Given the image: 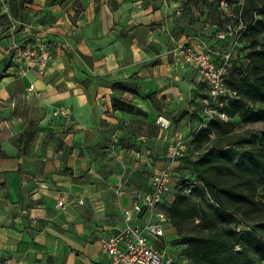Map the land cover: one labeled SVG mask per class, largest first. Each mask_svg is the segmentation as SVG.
Here are the masks:
<instances>
[{
	"label": "crops",
	"instance_id": "1",
	"mask_svg": "<svg viewBox=\"0 0 264 264\" xmlns=\"http://www.w3.org/2000/svg\"><path fill=\"white\" fill-rule=\"evenodd\" d=\"M215 2L25 5L20 30L0 39V264H106L101 239L166 166L163 203L173 201L182 160L165 148L195 128L206 90L173 49L186 36L212 42ZM25 41L47 43L45 69L13 62L10 48ZM115 98L142 113L113 108ZM59 108L69 115H54Z\"/></svg>",
	"mask_w": 264,
	"mask_h": 264
},
{
	"label": "trees",
	"instance_id": "2",
	"mask_svg": "<svg viewBox=\"0 0 264 264\" xmlns=\"http://www.w3.org/2000/svg\"><path fill=\"white\" fill-rule=\"evenodd\" d=\"M31 1L7 0L11 16L20 19L25 5ZM220 1L213 4V11L214 7L222 10ZM231 9L234 15L226 20L233 19V23L212 31L213 40L208 44L218 52L230 47L234 50L226 86L236 94L223 96L226 104L221 107L228 118L213 117L204 124L202 103L195 128L187 135L186 154L179 158L196 157L192 161L195 178H177L173 201L161 205L168 218L165 231L174 235H164L156 246L169 247L176 256L174 264H264V198L258 197L261 188L264 189V131L257 139L248 140L251 143L248 151L233 164L215 162L218 155H227L230 144L235 142L230 139L233 119L248 123L264 118V45L244 42L246 34L262 35L264 39V0H245ZM239 23L243 28L238 30V37L215 36L217 31H226L228 25L236 28ZM5 75L0 72V78ZM207 95L205 90L202 99ZM113 108L142 113L116 98ZM245 221L253 224L248 229L241 228ZM174 246L181 247L179 252Z\"/></svg>",
	"mask_w": 264,
	"mask_h": 264
},
{
	"label": "built area",
	"instance_id": "3",
	"mask_svg": "<svg viewBox=\"0 0 264 264\" xmlns=\"http://www.w3.org/2000/svg\"><path fill=\"white\" fill-rule=\"evenodd\" d=\"M4 1V0H1ZM226 0H221L219 7L227 16H233L232 5ZM228 25L226 31H217L215 36L224 38L226 35L238 37V30ZM190 37L178 41L174 52L178 55L179 65L193 66L205 84L207 97L203 101L204 124L213 117L227 120V114L222 110L226 101L223 96L235 95L234 90L226 86V75L234 50L230 47L227 51L218 52L211 50L205 40L195 43L190 42ZM230 43V45L232 46ZM13 62L21 64L24 61L32 63L39 70L45 69L52 53L45 41H25L14 44L10 48ZM54 115L68 116L67 109L59 108L53 111ZM187 151V135L176 131L171 136L165 148V156L170 160L183 157ZM171 180V169L163 167L150 177V190L147 193H137L131 205L122 210L124 225L118 227L108 236L101 239L102 252L107 256L106 264H174L176 256L167 247L159 248L156 242L165 235V225L168 218L161 205L168 191ZM64 200L60 198L57 206H63ZM149 213L147 220L141 217ZM35 264V263H30Z\"/></svg>",
	"mask_w": 264,
	"mask_h": 264
},
{
	"label": "rangeland",
	"instance_id": "4",
	"mask_svg": "<svg viewBox=\"0 0 264 264\" xmlns=\"http://www.w3.org/2000/svg\"><path fill=\"white\" fill-rule=\"evenodd\" d=\"M234 1H240L239 4H236V6H239L241 4H244L245 0H234ZM5 6L1 2L0 3V39L3 36H6L10 32H18L20 28L22 27L21 22L19 21V18H14L11 16L7 0H5ZM213 20L217 27L222 29L226 23L232 21L229 19L226 20L227 15L223 10H220L218 8L214 7L213 11ZM258 17H261V15H257ZM233 23V21H232ZM244 42L245 43H253L255 42L256 45H264V39L262 41V35H250L246 34L244 36ZM263 43V44H262ZM232 124L234 126V132L231 135L230 139L234 140L232 144H230V150L227 155L224 156H217V159H215L216 163L222 164V165H231L234 161L239 158V156L243 153H246L251 145L248 140H250L252 137H255L256 139L263 133L264 131V118L248 123H243L239 119L235 118L232 120ZM194 130V129H193ZM192 130V131H193ZM196 157H186L182 159L181 164L177 167L180 171L178 179H189L192 180L195 178V172L192 168V161ZM258 197L264 198V189L261 188L260 192L258 193ZM253 223L245 221L240 227L244 229H248L251 227ZM165 235L167 236H173L174 234L171 233V231L165 232ZM169 249V247L167 248ZM174 249L176 252H179L181 249L180 246H174ZM236 250H239V246H236Z\"/></svg>",
	"mask_w": 264,
	"mask_h": 264
}]
</instances>
